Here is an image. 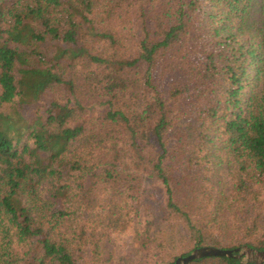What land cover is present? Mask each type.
Instances as JSON below:
<instances>
[{
  "label": "trees",
  "instance_id": "16d2710c",
  "mask_svg": "<svg viewBox=\"0 0 264 264\" xmlns=\"http://www.w3.org/2000/svg\"><path fill=\"white\" fill-rule=\"evenodd\" d=\"M129 226L122 264L264 251V0H0V264Z\"/></svg>",
  "mask_w": 264,
  "mask_h": 264
},
{
  "label": "water",
  "instance_id": "95a60500",
  "mask_svg": "<svg viewBox=\"0 0 264 264\" xmlns=\"http://www.w3.org/2000/svg\"><path fill=\"white\" fill-rule=\"evenodd\" d=\"M233 253L237 254L233 255ZM208 256H233L235 258L246 256V260H253L258 264L264 262V251H253L246 246H243V248H235L233 250H225L213 246H203L193 249L184 257L176 258L173 264H188L193 260Z\"/></svg>",
  "mask_w": 264,
  "mask_h": 264
},
{
  "label": "rangeland",
  "instance_id": "374dc122",
  "mask_svg": "<svg viewBox=\"0 0 264 264\" xmlns=\"http://www.w3.org/2000/svg\"><path fill=\"white\" fill-rule=\"evenodd\" d=\"M148 187V183L145 184ZM132 227H128L123 233L116 234L113 238L112 244L107 245L104 259H107L109 264H122L118 257L121 254H127L131 258H137V241L133 239ZM243 248V247H241ZM245 259L246 256H243Z\"/></svg>",
  "mask_w": 264,
  "mask_h": 264
}]
</instances>
